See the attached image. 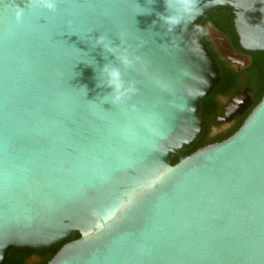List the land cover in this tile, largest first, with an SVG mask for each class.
<instances>
[{"label": "water", "instance_id": "obj_1", "mask_svg": "<svg viewBox=\"0 0 264 264\" xmlns=\"http://www.w3.org/2000/svg\"><path fill=\"white\" fill-rule=\"evenodd\" d=\"M26 3L0 0V264L57 247L46 264H264V92L231 137L181 155L218 83L196 30L228 9L240 49L264 53V0H198L173 32L163 0H56L17 21ZM204 33L249 65L210 22ZM104 57L137 89L120 104L96 87Z\"/></svg>", "mask_w": 264, "mask_h": 264}, {"label": "flooded vegetation", "instance_id": "obj_2", "mask_svg": "<svg viewBox=\"0 0 264 264\" xmlns=\"http://www.w3.org/2000/svg\"><path fill=\"white\" fill-rule=\"evenodd\" d=\"M207 22L210 21L205 17L198 27V29L202 28L203 32L198 31V34L202 36V42L215 63L218 83L200 105L203 131L197 143L201 148L220 143L231 137L260 101L264 92L263 81L260 80L253 64V59L258 57V52H244L238 44H232L222 33L234 51L249 58V65L236 71L205 40L204 24ZM41 262L42 259L36 251L29 253L24 259V264H40Z\"/></svg>", "mask_w": 264, "mask_h": 264}, {"label": "clouds", "instance_id": "obj_3", "mask_svg": "<svg viewBox=\"0 0 264 264\" xmlns=\"http://www.w3.org/2000/svg\"><path fill=\"white\" fill-rule=\"evenodd\" d=\"M164 13H156L161 27L165 28L167 32H173L177 27L182 24L186 30L187 23L193 21L199 14L200 8L198 7V0H163ZM34 7L53 11L56 8V0H27L24 7L16 5L15 18L17 21L21 19L25 7ZM156 21H153L155 24ZM203 32V29H197ZM95 46H99L103 53L110 54L115 61L124 67H130L133 63L126 50H119L118 45H114L112 41L103 35H98L94 38ZM108 62L99 67L100 79H96L97 88L111 89L109 93L102 97L104 103L111 105L120 104L126 97H130L137 89L131 83L126 85L122 77L120 67L113 64L111 61L104 57ZM136 59H139L138 57ZM134 107V106H133Z\"/></svg>", "mask_w": 264, "mask_h": 264}, {"label": "trees", "instance_id": "obj_4", "mask_svg": "<svg viewBox=\"0 0 264 264\" xmlns=\"http://www.w3.org/2000/svg\"><path fill=\"white\" fill-rule=\"evenodd\" d=\"M205 17L208 18L210 23L214 25L215 28L218 29L221 33H223L232 42V44L237 45V38L234 33L232 22H231L232 15L228 9L218 8L217 10L209 13ZM196 33L199 36L200 40L202 41V36L198 34V31H196ZM253 60H254V63H253L254 69H256L259 75V78L260 80L263 81V85H264V53L258 52V57H256ZM199 148H201L199 143H196L191 150L186 151L182 153L181 155L182 156L189 155ZM175 163H176V158L173 157L170 162V165H173ZM57 250H58V247L51 248V249L41 251V252H37L42 259V262L40 264H46ZM32 252L33 251L28 250V249H14L13 248L10 250L5 264H24L25 257H27L29 253H32Z\"/></svg>", "mask_w": 264, "mask_h": 264}]
</instances>
